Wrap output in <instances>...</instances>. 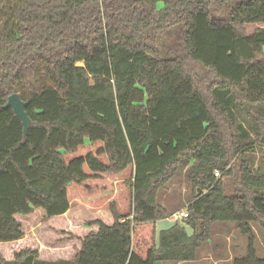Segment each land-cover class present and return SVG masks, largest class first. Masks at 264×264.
Instances as JSON below:
<instances>
[{
  "label": "trees",
  "instance_id": "trees-1",
  "mask_svg": "<svg viewBox=\"0 0 264 264\" xmlns=\"http://www.w3.org/2000/svg\"><path fill=\"white\" fill-rule=\"evenodd\" d=\"M253 24L264 0H0V244L20 245L0 264L193 262L216 223L246 238L233 264H264ZM14 94L27 136L4 108ZM182 170L188 217L158 229ZM44 226L64 234L63 252L31 238Z\"/></svg>",
  "mask_w": 264,
  "mask_h": 264
},
{
  "label": "rangeland",
  "instance_id": "rangeland-1",
  "mask_svg": "<svg viewBox=\"0 0 264 264\" xmlns=\"http://www.w3.org/2000/svg\"><path fill=\"white\" fill-rule=\"evenodd\" d=\"M264 29L262 24H253L246 27L247 33L249 35ZM226 189L228 194L234 192V187L229 179H225ZM191 199V187L188 184L186 173L184 170L179 172L177 179L169 184L168 190L161 194L160 203L165 206L173 215L178 214L180 211L184 210L188 201ZM172 220V217L169 218ZM167 219L165 222H168ZM64 225L65 222H62ZM160 226H163L160 224ZM81 228V227H80ZM161 228V227H160ZM255 232L257 233V244L256 250L259 257L264 258V231L260 230L259 227L253 225ZM31 238L38 243H45L52 247L60 246L59 253L63 252L66 241L61 240L64 234L55 231L47 226L41 227L39 230L36 228H31ZM227 237L230 239L228 240ZM259 238V239H258ZM60 239V240H59ZM32 241V240H31ZM208 244H206L207 246ZM20 245L15 243L0 244V250L3 252L5 250H17ZM216 248V252L214 249ZM230 248L233 250L227 252ZM243 248L246 251V238L240 234L236 224L222 225L216 224L212 228V244L209 246L210 253H219L221 256L231 253L232 255L239 256V251ZM177 264V263H176Z\"/></svg>",
  "mask_w": 264,
  "mask_h": 264
},
{
  "label": "crops",
  "instance_id": "crops-1",
  "mask_svg": "<svg viewBox=\"0 0 264 264\" xmlns=\"http://www.w3.org/2000/svg\"><path fill=\"white\" fill-rule=\"evenodd\" d=\"M171 223H175L173 220L169 219L168 222H158V229H164V228H168L170 226ZM163 225V226H160ZM216 224H222V225H229L232 223H216ZM216 224H214L212 226V228H214L216 226ZM161 227V228H160ZM257 234V233H256ZM228 240H230L227 237ZM259 239V238H258ZM208 245H204L203 248L201 250H199V252L197 253V260L193 261V262H184V263H179V264H233V260L236 257V255H232L231 253H227L226 255H220L219 253H210L212 251H210L209 246H211L212 244V235H211V239L209 241V243H207ZM246 245H247V241H246ZM233 249L230 248L227 252H231ZM214 251L216 252V248L214 249ZM239 256H243L246 254V251L243 250V248L239 251ZM261 258V257H260ZM264 259V258H263Z\"/></svg>",
  "mask_w": 264,
  "mask_h": 264
},
{
  "label": "water",
  "instance_id": "water-1",
  "mask_svg": "<svg viewBox=\"0 0 264 264\" xmlns=\"http://www.w3.org/2000/svg\"><path fill=\"white\" fill-rule=\"evenodd\" d=\"M26 103H24L19 94H14L12 95L9 100L7 105H5L4 108H12L16 116L19 118V120L22 122L23 125V132L24 136L28 135V132L32 128V122L27 115L25 111Z\"/></svg>",
  "mask_w": 264,
  "mask_h": 264
},
{
  "label": "built area",
  "instance_id": "built-area-1",
  "mask_svg": "<svg viewBox=\"0 0 264 264\" xmlns=\"http://www.w3.org/2000/svg\"><path fill=\"white\" fill-rule=\"evenodd\" d=\"M217 176H218V174H216ZM188 217V214L187 213H184V212H181V213H179V214H175V215H173L172 216V220L174 221V222H177V221H179L180 219H185V218H187Z\"/></svg>",
  "mask_w": 264,
  "mask_h": 264
}]
</instances>
